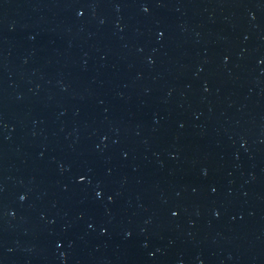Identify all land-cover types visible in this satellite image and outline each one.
<instances>
[{"label": "water", "instance_id": "1", "mask_svg": "<svg viewBox=\"0 0 264 264\" xmlns=\"http://www.w3.org/2000/svg\"><path fill=\"white\" fill-rule=\"evenodd\" d=\"M0 264H264V0H0Z\"/></svg>", "mask_w": 264, "mask_h": 264}]
</instances>
